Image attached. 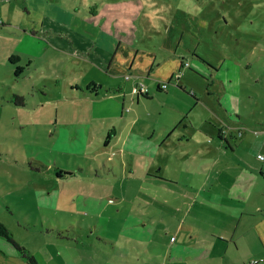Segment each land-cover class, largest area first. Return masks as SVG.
<instances>
[{
	"label": "rangeland",
	"instance_id": "rangeland-1",
	"mask_svg": "<svg viewBox=\"0 0 264 264\" xmlns=\"http://www.w3.org/2000/svg\"><path fill=\"white\" fill-rule=\"evenodd\" d=\"M175 28L189 65L136 102L116 42ZM99 81L120 89L79 91ZM261 162L264 0H0V221L39 264H189L194 238L264 226ZM0 264H27L3 236Z\"/></svg>",
	"mask_w": 264,
	"mask_h": 264
},
{
	"label": "crops",
	"instance_id": "crops-1",
	"mask_svg": "<svg viewBox=\"0 0 264 264\" xmlns=\"http://www.w3.org/2000/svg\"><path fill=\"white\" fill-rule=\"evenodd\" d=\"M182 33L183 31L177 28H175L174 33L169 32L168 29L166 32H160L161 35L156 38V42L145 43L143 45L139 44L140 38L137 40L134 39V42H132L128 33L127 35H123L122 38H119L116 42V46L106 63V73L111 77H124V75L128 73L130 74V77L127 79L136 77L137 80H143L145 84L152 81L155 87L154 92L156 93L160 92V90H157L159 83L167 81V89L168 81H171L175 74L178 75L182 69V63L187 62L186 66L189 65L188 59L183 56L186 52L182 51L178 53L177 51L179 48L178 44L182 39ZM133 73H135V76ZM174 81L176 82L175 86L178 89H182L184 92L192 95V93L187 92L186 88L180 86L177 80ZM94 86H96V89L93 88ZM101 87L113 88L102 84L100 81L96 82V84L93 83L91 90L86 86L89 91H94L96 93H98L97 89ZM117 88L120 89V87ZM147 90V96H142V98L144 100H151L154 96L148 88ZM134 100L138 102L139 96H135ZM235 117L238 119L237 115ZM176 128L178 127H173L169 130L171 139H169L167 135L162 140L165 145L178 143L183 140L188 141L190 130L194 129L193 126L188 125H185V127H179L178 130L181 132L175 137L176 142H172V140H174L173 131ZM222 129L223 128H217L216 137L219 142L212 147V149H216L217 151L221 150L222 147L224 148V151L226 149H232L231 143H237V140H235L232 133L226 135L225 132L221 131ZM177 145H180V143ZM192 149L193 148L190 150L192 151ZM198 149V147L195 148V154L199 152ZM257 157L262 158V154L258 153ZM188 159L191 160V157L189 156L186 158V160ZM192 161L193 160H191V162ZM191 162L190 164H192ZM218 162V159L214 157L213 165ZM179 163L182 164L183 160ZM194 166L197 167V163L194 164ZM259 175L262 176L264 180V162L259 164ZM257 181V177H253V183L256 184ZM237 226H239V224ZM236 229L237 227H235L234 230ZM194 239L195 241L192 243L194 246L192 249L194 250L192 252L196 253L191 259L185 261L189 264H264L263 225H253L239 229L237 234H234V232L233 234L221 232L219 238L204 236L196 237ZM205 250L207 252L211 251L213 254H207ZM203 252L205 255L202 254ZM176 263L177 261L174 262V264Z\"/></svg>",
	"mask_w": 264,
	"mask_h": 264
},
{
	"label": "trees",
	"instance_id": "trees-1",
	"mask_svg": "<svg viewBox=\"0 0 264 264\" xmlns=\"http://www.w3.org/2000/svg\"><path fill=\"white\" fill-rule=\"evenodd\" d=\"M104 92L111 94V93H115L117 91H119V88H107L105 87ZM157 90H162L159 85L157 86ZM79 91L81 93H86V94H95L94 91H89L88 88H80ZM141 96H147V95H141ZM14 103L20 104L22 105L23 102V98L22 96L19 95H15L14 98ZM107 142V140L105 141V143ZM54 169V174L58 177H62V176H66V175H71L72 172L69 170H64L60 167H55ZM0 236L5 237L8 241H10L21 253V256L23 257V259L26 261L27 264H39L38 261L36 260V258L32 255L29 254L26 249L19 245L11 236L8 228L0 221Z\"/></svg>",
	"mask_w": 264,
	"mask_h": 264
},
{
	"label": "built area",
	"instance_id": "built-area-1",
	"mask_svg": "<svg viewBox=\"0 0 264 264\" xmlns=\"http://www.w3.org/2000/svg\"><path fill=\"white\" fill-rule=\"evenodd\" d=\"M183 66L187 65V62H183L182 63ZM129 75H126L125 78H129ZM159 87L164 90L167 87V81H162L161 83H159ZM147 86L144 83V81L142 80H137L136 82H134L133 86H132V93L135 96H141V95H147ZM222 132H224V129L221 130Z\"/></svg>",
	"mask_w": 264,
	"mask_h": 264
}]
</instances>
